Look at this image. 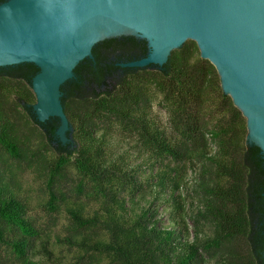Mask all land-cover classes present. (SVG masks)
Listing matches in <instances>:
<instances>
[{
    "label": "trees",
    "instance_id": "trees-1",
    "mask_svg": "<svg viewBox=\"0 0 264 264\" xmlns=\"http://www.w3.org/2000/svg\"><path fill=\"white\" fill-rule=\"evenodd\" d=\"M148 53L147 41L136 37L94 47V59L83 60L61 88L72 128L65 145L56 134L59 118L40 122L33 109L39 68H0V264H60L32 216L23 167L48 171L44 208L70 216L75 250L68 264H207L208 257L264 264L254 252L264 251V157L248 145L247 119L196 42L174 50L162 67L124 66ZM156 95L171 132L154 119ZM117 138L132 140L139 154L117 148ZM193 170L198 204L190 217L183 189ZM70 171L74 201L65 191ZM163 202L172 208L169 226ZM207 225L211 235L203 237Z\"/></svg>",
    "mask_w": 264,
    "mask_h": 264
},
{
    "label": "water",
    "instance_id": "water-1",
    "mask_svg": "<svg viewBox=\"0 0 264 264\" xmlns=\"http://www.w3.org/2000/svg\"><path fill=\"white\" fill-rule=\"evenodd\" d=\"M146 40L145 58L125 67L164 66L187 41L217 69L223 91L247 119L250 146L264 157V0H8L0 4V68L35 64L32 80L40 122L59 118L68 144L72 128L62 86L94 59L108 39Z\"/></svg>",
    "mask_w": 264,
    "mask_h": 264
},
{
    "label": "rangeland",
    "instance_id": "rangeland-1",
    "mask_svg": "<svg viewBox=\"0 0 264 264\" xmlns=\"http://www.w3.org/2000/svg\"><path fill=\"white\" fill-rule=\"evenodd\" d=\"M154 107H153V116L154 119L159 122L168 132H171L170 130V124H169V114L165 107L161 103L160 96L156 95L154 97ZM116 145L117 148L121 147L124 150H131L133 152L134 156L136 154H139V150L131 149L133 144H135L132 140L126 141L123 138H117L116 139ZM35 147H38L39 144L37 141L33 144ZM131 147V148H130ZM140 162V160H138ZM14 164V163H13ZM15 168H18L17 165H15ZM47 170L41 167L39 172H36L35 169H29L23 167L22 170L19 171L20 180L23 183L25 192L30 198V204L32 208V216L36 219L39 229L41 232L44 233L43 236H48L49 239V246L50 248L55 252L58 261H60V264H68V262L73 260V254L75 247L71 246V236H70V216L66 211L60 212V213H52L49 210H46L44 208L48 193H47ZM182 176L185 175L188 172H179ZM188 185L184 186L183 193L185 195L186 201H187V207L189 208L188 215L190 217L195 215V211L197 210L196 205L198 204V198L194 194V186L195 183L193 182L195 178V171L188 173ZM67 178L64 181L65 182V191L69 190L68 195L69 199L71 201H74L77 197V189L76 188V181L77 178L74 174V171L67 172ZM74 188V189H73ZM151 194L147 196V199H152ZM83 202L86 203V205L91 208L90 210H94L98 208V205L93 201L87 200L85 197L81 198ZM80 199V200H81ZM79 200V201H80ZM146 199H140L138 201V204H145ZM171 213L172 208L168 203H162V206L160 208V216L162 219V223L169 226L172 222L171 220ZM187 224L190 227V230L193 232V226L194 221L192 219L187 220ZM205 234L203 237L211 235V227L210 225L204 226ZM193 237V235H192ZM41 257H43L41 255ZM46 259V257H44ZM207 264H217L216 259L209 258Z\"/></svg>",
    "mask_w": 264,
    "mask_h": 264
},
{
    "label": "flooded vegetation",
    "instance_id": "flooded-vegetation-1",
    "mask_svg": "<svg viewBox=\"0 0 264 264\" xmlns=\"http://www.w3.org/2000/svg\"><path fill=\"white\" fill-rule=\"evenodd\" d=\"M119 38L122 39L123 37H119ZM256 248L254 249L255 250L254 252L256 253V255H258L257 256L258 259H256V260L258 261V263H262V261L264 260V251L262 248H258V247H256ZM261 253H262V255L259 256V254H261Z\"/></svg>",
    "mask_w": 264,
    "mask_h": 264
}]
</instances>
